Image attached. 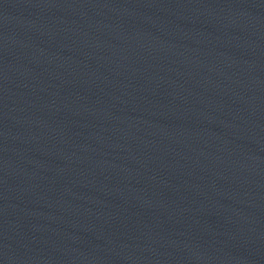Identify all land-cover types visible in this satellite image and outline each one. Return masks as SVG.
<instances>
[{"label": "water", "instance_id": "1", "mask_svg": "<svg viewBox=\"0 0 264 264\" xmlns=\"http://www.w3.org/2000/svg\"><path fill=\"white\" fill-rule=\"evenodd\" d=\"M0 264H264V0H0Z\"/></svg>", "mask_w": 264, "mask_h": 264}]
</instances>
